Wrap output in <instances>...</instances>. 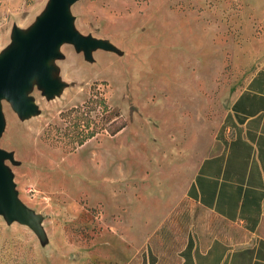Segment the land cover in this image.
<instances>
[{
	"label": "rangeland",
	"instance_id": "374dc122",
	"mask_svg": "<svg viewBox=\"0 0 264 264\" xmlns=\"http://www.w3.org/2000/svg\"><path fill=\"white\" fill-rule=\"evenodd\" d=\"M49 3L0 0V57L16 49L17 37L31 31ZM67 12L70 29L100 44L85 51L61 40L46 59L52 85L33 76L24 89L29 110L0 96L1 161L31 218L0 210V264H110L106 244L121 240L106 229L119 225L143 234L123 238L128 246L179 245L201 213L193 202L178 194L162 219L144 222L130 206L150 204L147 184L170 181L176 162L197 153L179 131L206 113L209 134L260 64L259 56H248L246 37L250 26L264 23V0H69ZM92 90L120 110L122 131H101L73 149L54 128L46 135L52 125L64 127L60 111ZM158 136H165L163 151ZM118 179L127 183L125 194L113 197L112 188L124 185L108 182ZM121 200L128 214L122 208L123 220L114 222ZM152 231L160 236L144 234Z\"/></svg>",
	"mask_w": 264,
	"mask_h": 264
},
{
	"label": "crops",
	"instance_id": "0c3cea01",
	"mask_svg": "<svg viewBox=\"0 0 264 264\" xmlns=\"http://www.w3.org/2000/svg\"><path fill=\"white\" fill-rule=\"evenodd\" d=\"M250 29L251 39L246 37L248 56H259L260 64L231 95L209 134L206 113L179 131L186 134L185 145L197 153H186L176 162L175 171H168L170 181L159 179L147 184L150 204L140 205L137 201L133 203L137 207L129 208L132 214L134 210L141 212V222L159 220L162 211L174 206L181 194L201 213L191 217L192 227L184 230L177 246L151 241L128 246L123 238L143 234L137 236L133 228L127 230L120 225L113 230L107 228L109 236L122 241L106 244L110 264H264V23ZM235 50L231 49L232 53L236 54ZM164 137H159L161 151L165 148ZM161 172L157 171L158 177ZM110 183L124 185L112 188L113 197L125 194V181ZM138 188L144 189L142 184ZM141 194L134 196L139 199L137 195ZM119 204L111 212L114 222L123 220L122 208L128 214L123 200ZM155 233L144 232L148 237L160 236Z\"/></svg>",
	"mask_w": 264,
	"mask_h": 264
},
{
	"label": "water",
	"instance_id": "95a60500",
	"mask_svg": "<svg viewBox=\"0 0 264 264\" xmlns=\"http://www.w3.org/2000/svg\"><path fill=\"white\" fill-rule=\"evenodd\" d=\"M69 0H50L45 13L38 17L31 31L25 36H18V46L0 57V96L13 101L19 111L31 108L24 95V89L33 76H37L47 86L52 85L46 66V59L53 53L58 43L70 39L82 45L85 51L90 46L100 44L93 38L80 36L69 28L67 3ZM2 116L0 111V132ZM6 155L0 149V210L19 219L31 220L29 213L18 201L11 184L10 175L1 161Z\"/></svg>",
	"mask_w": 264,
	"mask_h": 264
},
{
	"label": "trees",
	"instance_id": "16d2710c",
	"mask_svg": "<svg viewBox=\"0 0 264 264\" xmlns=\"http://www.w3.org/2000/svg\"><path fill=\"white\" fill-rule=\"evenodd\" d=\"M98 110L97 112H93ZM65 121L63 128L57 125L46 130V135L51 134L52 128L68 137L70 149L80 145L87 139L101 131L114 134L122 129L127 121L118 108H113L106 97L99 91L92 90L86 100L80 105L71 106L60 111Z\"/></svg>",
	"mask_w": 264,
	"mask_h": 264
}]
</instances>
